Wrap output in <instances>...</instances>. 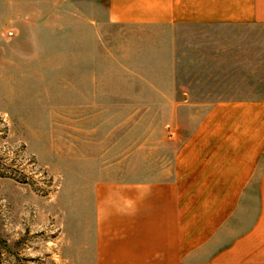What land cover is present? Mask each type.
Segmentation results:
<instances>
[{
    "label": "rangeland",
    "instance_id": "374dc122",
    "mask_svg": "<svg viewBox=\"0 0 264 264\" xmlns=\"http://www.w3.org/2000/svg\"><path fill=\"white\" fill-rule=\"evenodd\" d=\"M219 99L264 100V25L156 29L108 22L106 0H0V264H94L97 193L185 176L194 103Z\"/></svg>",
    "mask_w": 264,
    "mask_h": 264
},
{
    "label": "crops",
    "instance_id": "0c3cea01",
    "mask_svg": "<svg viewBox=\"0 0 264 264\" xmlns=\"http://www.w3.org/2000/svg\"><path fill=\"white\" fill-rule=\"evenodd\" d=\"M106 9L125 26L264 25V0H106ZM194 104L204 107L185 176L97 193L94 264H264V100Z\"/></svg>",
    "mask_w": 264,
    "mask_h": 264
}]
</instances>
